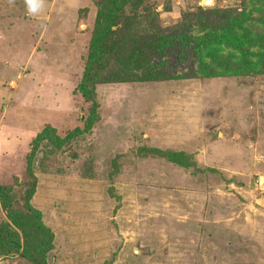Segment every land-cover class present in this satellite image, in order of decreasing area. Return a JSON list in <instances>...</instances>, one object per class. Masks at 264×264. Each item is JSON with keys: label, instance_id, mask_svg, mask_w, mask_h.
I'll use <instances>...</instances> for the list:
<instances>
[{"label": "rangeland", "instance_id": "1", "mask_svg": "<svg viewBox=\"0 0 264 264\" xmlns=\"http://www.w3.org/2000/svg\"><path fill=\"white\" fill-rule=\"evenodd\" d=\"M39 3L30 15L25 0H0V188L23 212L33 142L54 128L63 142L33 155L30 200L54 236L47 264H264V61L219 76L210 70L230 66L229 50L200 59L193 41L241 20L257 54L264 0L125 3L123 45L169 79L98 86L89 130L95 103L79 86L100 0ZM172 34L182 41L161 56L146 46ZM157 149L194 165L149 155ZM3 223L15 228L0 198ZM0 264L31 263L9 255Z\"/></svg>", "mask_w": 264, "mask_h": 264}, {"label": "trees", "instance_id": "2", "mask_svg": "<svg viewBox=\"0 0 264 264\" xmlns=\"http://www.w3.org/2000/svg\"><path fill=\"white\" fill-rule=\"evenodd\" d=\"M128 1L138 6L140 0H100V8L98 9L96 22L94 25L91 46L87 56L85 71L79 89L87 101L95 103V92L98 86L105 84H112L118 82H135L149 79L155 81L159 79H169L167 73L159 74L155 67L158 64L149 60L146 56H140L135 59V56L129 52L128 48L123 45L127 37V32H131L132 23L126 16L125 3ZM127 5V4H126ZM241 26L235 28H228L223 30L220 34H215L211 38L204 39L203 44L200 45L201 39L193 40L198 45V56L200 59L206 58L209 52L220 54L222 51L229 50L230 66L225 64H215L214 70H210L213 74L218 73L219 76L228 75L230 73H239L237 70V62H253L254 57H258L264 61V53L261 51L264 48L258 47L261 51L257 54L253 53L251 49L257 45V38L253 31H251L244 23L239 21ZM231 23L233 21L231 20ZM248 23V22H245ZM215 36V37H214ZM215 38V40H214ZM182 41V38L177 34L165 35L155 39H148L146 46L155 55L161 56L163 51L171 48H176L177 44ZM132 44L131 41H129ZM198 43V44H197ZM260 52V53H259ZM153 56V55H152ZM148 62L142 61L144 58ZM227 56L222 55L221 59ZM236 59V60H235ZM233 60V62H232ZM201 61V60H200ZM205 60L201 61L200 66L205 70ZM258 62V61H257ZM260 62V61H259ZM261 64V62H260ZM259 65V63H256ZM252 65V66H256ZM229 66V67H228ZM234 66V67H232ZM149 70L155 71L154 73ZM213 76V75H212ZM96 115V103L94 108L90 111V118L86 123L87 130L91 128V117ZM85 132V131H84ZM83 131L76 129L69 134V138L77 136ZM49 140L53 145H60L61 140L54 128L47 126L42 133H40L33 142V150L28 163V174L32 178V185L26 190L23 212H16L9 197H5L2 192L13 191L11 187L0 188V198L2 200L3 209L8 219L14 222L13 229L8 224H0V256L19 255L31 264H47L46 255L53 249L54 236L43 225L40 220V212L34 210L30 205V200L35 192V175L33 161L34 156L39 148V145ZM155 151V152H154ZM149 152L151 156H158L161 159L172 161L181 167H191L194 162L187 154L168 150H154ZM34 155V156H33ZM13 195V192L11 196Z\"/></svg>", "mask_w": 264, "mask_h": 264}, {"label": "clouds", "instance_id": "3", "mask_svg": "<svg viewBox=\"0 0 264 264\" xmlns=\"http://www.w3.org/2000/svg\"><path fill=\"white\" fill-rule=\"evenodd\" d=\"M25 7L28 14L32 15L38 12L41 5L39 0H25Z\"/></svg>", "mask_w": 264, "mask_h": 264}]
</instances>
